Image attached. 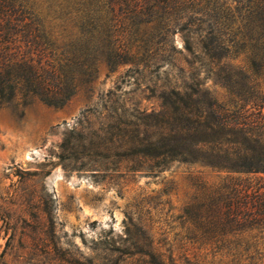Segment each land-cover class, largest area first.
<instances>
[{
    "label": "trees",
    "instance_id": "16d2710c",
    "mask_svg": "<svg viewBox=\"0 0 264 264\" xmlns=\"http://www.w3.org/2000/svg\"><path fill=\"white\" fill-rule=\"evenodd\" d=\"M235 1L0 0V109L34 101L64 107L95 80L100 63L114 71L156 59L148 51L157 42L183 54L171 42L184 32L194 57L184 58L190 81L164 89L158 109H132L111 142L121 141L126 160L152 174L177 161L225 173L218 198L194 212L212 244L234 245L257 264L264 257V0ZM245 45L251 72L230 62ZM201 68L234 96L231 105L209 95Z\"/></svg>",
    "mask_w": 264,
    "mask_h": 264
},
{
    "label": "rangeland",
    "instance_id": "374dc122",
    "mask_svg": "<svg viewBox=\"0 0 264 264\" xmlns=\"http://www.w3.org/2000/svg\"><path fill=\"white\" fill-rule=\"evenodd\" d=\"M171 45L183 54L157 42L148 51L156 59L114 71L100 63L64 107L0 109V264H250L234 245L212 244L194 212L218 198L225 173L177 161L152 174L111 142L132 109H158L164 89L190 81L185 33ZM249 50L241 46L232 65L251 72ZM201 70L209 95L231 105L234 96Z\"/></svg>",
    "mask_w": 264,
    "mask_h": 264
}]
</instances>
